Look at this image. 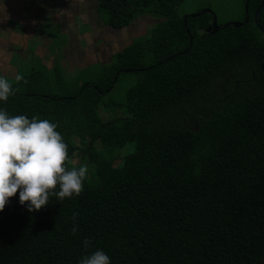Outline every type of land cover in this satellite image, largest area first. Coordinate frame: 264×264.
<instances>
[{
    "label": "trees",
    "instance_id": "16d2710c",
    "mask_svg": "<svg viewBox=\"0 0 264 264\" xmlns=\"http://www.w3.org/2000/svg\"><path fill=\"white\" fill-rule=\"evenodd\" d=\"M95 1L113 28L142 14L159 19L99 71L68 77L33 57L39 67L10 81L16 94L0 107L57 122L68 168L87 164L89 173L80 195L52 197L38 211L19 202V189L9 198L0 264H77L96 249L111 264L264 263V35L253 19L260 0H249L248 22L215 33L205 31L210 12L184 24V0ZM125 69L140 76L120 101L106 97ZM100 107L125 115L102 120Z\"/></svg>",
    "mask_w": 264,
    "mask_h": 264
},
{
    "label": "rangeland",
    "instance_id": "374dc122",
    "mask_svg": "<svg viewBox=\"0 0 264 264\" xmlns=\"http://www.w3.org/2000/svg\"><path fill=\"white\" fill-rule=\"evenodd\" d=\"M94 1L95 0H61L59 6L50 2L47 4V8L42 10L45 14L37 16V11L41 10L39 9L41 6L38 5L35 9L29 11V13L23 14L20 12L23 15L18 18L19 14L16 12L17 10H26V12H28L27 9H31L28 4H25L26 2L22 3V1L19 0L16 6H10V8L4 10V13H2L3 18L1 17L2 15H0V25L2 21L7 18L10 20V23L14 20L13 24H16V18L19 19L16 21L25 23L27 27L25 29L26 32L25 34L21 33L20 37L32 40L38 43L37 45L44 47V49L48 48V50L54 52L56 63L60 66L61 71H65L68 77L80 71H99L98 69L100 66L111 63L112 52L121 49L135 38L144 37L154 22L159 18L157 16L153 17L152 15L142 14L127 26L113 28L109 25H105L98 18ZM18 6L20 7L18 8ZM58 9L62 10L61 17L69 19L67 22L68 25H73L71 28L68 27L67 29L66 25L62 26L56 22L63 21L55 16V13L59 11ZM202 9H210L213 11L216 14L219 24L228 21L243 20L242 0H184L179 6L180 13L184 15H191ZM64 23L66 24L65 20ZM7 35L9 37H7ZM74 35L78 40L74 38ZM1 36L4 38V41L9 43H12V40L15 44H18L20 40L22 41L20 38H18V40L15 38L8 25L5 28L0 26V37ZM89 40L91 42H89ZM70 43L71 45H69ZM26 52L28 53L29 50ZM27 53L19 57L17 54H12L13 57L10 63L16 66L17 71H31V66L39 67V62L29 57ZM48 54V51H46V55ZM151 62H153V59L144 61L142 66H147L151 64ZM17 71H13L11 68H2L0 65V75L6 76L9 81L16 78ZM140 73L141 72L130 71L128 69L120 72L113 88L106 94V97H112L120 101L125 91L138 79ZM83 76H87V74L85 73ZM98 111L102 120H107L114 116L125 115L119 110L112 112L102 107H100ZM131 149L132 143H129L120 149V151L121 154H125ZM72 161L73 163H78L79 160L77 158H72ZM114 163L120 164L121 159H116Z\"/></svg>",
    "mask_w": 264,
    "mask_h": 264
},
{
    "label": "clouds",
    "instance_id": "9594fccd",
    "mask_svg": "<svg viewBox=\"0 0 264 264\" xmlns=\"http://www.w3.org/2000/svg\"><path fill=\"white\" fill-rule=\"evenodd\" d=\"M16 79L23 77L17 75ZM15 94L9 79L0 75V102ZM57 129V122L26 114L10 115L0 107V211L18 189L19 202H27L30 212L40 210L52 197L63 202L84 190L89 167L68 168V145ZM72 231H78L77 224ZM89 246L85 237L84 247ZM111 260L106 251L96 249L83 255L77 264H111Z\"/></svg>",
    "mask_w": 264,
    "mask_h": 264
},
{
    "label": "crops",
    "instance_id": "0c3cea01",
    "mask_svg": "<svg viewBox=\"0 0 264 264\" xmlns=\"http://www.w3.org/2000/svg\"><path fill=\"white\" fill-rule=\"evenodd\" d=\"M18 1L19 0H0V15H2V13H4V10L6 8H10V6H16ZM21 1H22V3L26 2L25 4H28L31 9H27L28 12H26V10L25 11L17 10L16 12H18V14H19L18 18L21 17L24 13L25 14L29 13V11L35 9V7L38 6V5L41 6L39 8L41 10L37 11L38 15H40V14H43L42 10H45L47 8V4H49L50 2L55 3L56 6H59L61 4V0H50V1L49 0H47V1L46 0H21ZM94 4H95V10H96V1H94ZM33 6H35V7H33ZM19 7L20 6H18V8ZM20 12H22L23 14L20 13ZM96 12H97V10H96ZM61 14H62V10H59L58 12L55 13L56 17H58L59 19L63 20L61 22H58V21H56V22L58 24H61L62 26L66 25L67 29H68V27L71 28V26H73V25H68L67 20H69V19L61 17L60 16ZM1 17L3 18V15ZM34 18L36 19L35 15H34ZM16 20H19V19L16 18ZM16 20H15L16 24H13L14 20H12L13 22L10 23V20L7 18L4 21H2V23L0 25L1 27H4V28L8 25V27L12 30V34L15 36V38H17V40H18V38L22 39V41L20 40L18 42V44H15L13 42V40H12V43H9L7 41H4L3 40L4 38H2V36L0 37L1 38L0 39V65L2 66V68H6V69L11 68L13 71H17L16 66L12 65L10 63V61H11V59L13 57L12 54H17L18 57H19V56L27 53L26 52L27 50H29V52L27 53L29 55V57H32V58L36 57L40 61L41 65H43V66H45L47 68H51V66L56 63V57H55L54 52H52L51 50H48V48L44 49V47H42L40 45H37L38 43H35L32 40H27V39H25V37H20L21 33L25 34V32H26L25 29L27 27H26L25 23L18 22ZM64 20L66 21V24L64 23ZM7 37H9V36L7 35ZM74 38L77 39L75 35H74ZM89 42H91V41L89 40ZM69 45H71V43ZM80 50H78V51H80ZM118 50H120V49H118ZM118 50H115L114 52H116ZM46 51H48V53H49L48 55H46ZM22 58H18V59H22ZM24 58H27V57H24ZM72 63H73V61H72Z\"/></svg>",
    "mask_w": 264,
    "mask_h": 264
},
{
    "label": "water",
    "instance_id": "95a60500",
    "mask_svg": "<svg viewBox=\"0 0 264 264\" xmlns=\"http://www.w3.org/2000/svg\"><path fill=\"white\" fill-rule=\"evenodd\" d=\"M248 2H249V0L244 1V18L241 21H228V22H225L223 24H219L217 22L216 14L213 11H211L210 9H202L199 12L193 13L189 16L194 17V16H197V15L202 14L204 12H210L212 14V20H211V23L209 25H207V27L205 28V31L207 33H215L218 29L223 28L225 26H228L230 24L233 25L234 27H239V26L243 25L244 23L248 22V20H249ZM263 9H264V0H261L259 5L254 10L253 19H254V23H255L257 29L264 35V26H262L260 24V15H261ZM187 17H188V15H184V17H183L184 24L186 23ZM260 68L262 71H264V57L262 58ZM255 264H259V262H256Z\"/></svg>",
    "mask_w": 264,
    "mask_h": 264
},
{
    "label": "flooded vegetation",
    "instance_id": "af4514ba",
    "mask_svg": "<svg viewBox=\"0 0 264 264\" xmlns=\"http://www.w3.org/2000/svg\"><path fill=\"white\" fill-rule=\"evenodd\" d=\"M261 1V0H260ZM260 3V2H259ZM211 22V21H210ZM261 64V63H260ZM248 71H251V68H249L248 69ZM263 258H264V255H263ZM259 264H260V262H259ZM262 264H264V263H262Z\"/></svg>",
    "mask_w": 264,
    "mask_h": 264
}]
</instances>
